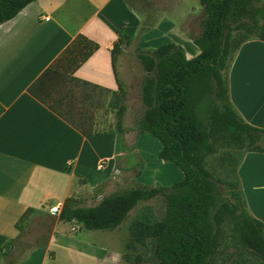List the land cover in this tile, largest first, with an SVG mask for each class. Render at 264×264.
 <instances>
[{
	"label": "crops",
	"instance_id": "0c3cea01",
	"mask_svg": "<svg viewBox=\"0 0 264 264\" xmlns=\"http://www.w3.org/2000/svg\"><path fill=\"white\" fill-rule=\"evenodd\" d=\"M140 24L128 0H33L0 24V264H75L73 243L84 230L75 222L57 220L63 200H79L91 193L99 200L109 194L103 191L104 183L135 166L137 158L142 168L134 178L136 184L165 186L182 180L178 170L181 176L166 183L146 181L144 175L153 171L149 164L160 174L162 170L175 174L158 159L160 145L152 135H137L128 144L123 136L132 127L123 128L132 129L123 135L96 131L102 125V108L117 90L109 50L122 34L141 49L173 43L185 59L199 53L194 37L187 35L186 18L179 22L162 15L142 32ZM78 37L97 47L73 69L70 58L62 54ZM79 49L78 45L73 49L78 57ZM50 66L62 76L47 81L53 86L46 98L55 111L27 92ZM115 73L117 77L116 65ZM226 85L239 117L264 130V42L248 40L239 46L226 71ZM104 94L108 98L102 101L96 96ZM78 129L90 134L84 136ZM147 139L149 147H141ZM235 175L246 210L264 224V153L242 154ZM97 188L101 190L95 194ZM28 209L32 212L25 224L37 212L52 210L55 218L50 220L46 243L25 249L24 230L20 234L15 223ZM124 223L100 233L113 235ZM71 224L76 225L75 231H70ZM4 244L10 245L4 248ZM94 245L101 258L104 247Z\"/></svg>",
	"mask_w": 264,
	"mask_h": 264
},
{
	"label": "trees",
	"instance_id": "16d2710c",
	"mask_svg": "<svg viewBox=\"0 0 264 264\" xmlns=\"http://www.w3.org/2000/svg\"><path fill=\"white\" fill-rule=\"evenodd\" d=\"M32 1L0 0V24L12 19ZM258 2L197 0L204 17L199 23V34L192 38L199 53L191 59H185L182 49L173 43L161 44L155 49L136 46L132 49L143 71L142 113L132 129L137 135L150 134L158 141V159L175 165L182 173V180L167 187L135 183L101 195L89 206L66 197L57 214L59 222H75L84 231H111L138 203L160 196L165 209L159 220L149 222L142 218L129 226L132 243L140 244L148 239L158 264H212L221 246L232 247L239 254L249 253L264 264V224L246 210L235 170L233 180L221 182L205 169L206 158L214 153L217 145L239 150L241 155L264 153V130L246 124L239 117L228 100L226 85V71L239 46L248 40L264 42V5ZM79 39L85 43L82 45ZM128 43L127 36L122 34L109 50L117 90L108 106L115 109L114 130L121 135L132 129L124 130L121 125L123 93L115 63L121 46ZM77 45L81 52L79 57L73 50ZM96 47L78 37L62 55L70 58L74 69ZM53 77L62 76L50 66L27 92L55 111L54 104L46 98L53 86L47 81ZM132 148L130 146L129 151ZM219 184L224 186L222 192ZM100 188L94 193L98 194ZM31 212L30 209L24 211L15 223L20 234ZM49 232L48 228L41 245L46 243ZM123 259L127 264L138 260L126 256Z\"/></svg>",
	"mask_w": 264,
	"mask_h": 264
},
{
	"label": "rangeland",
	"instance_id": "374dc122",
	"mask_svg": "<svg viewBox=\"0 0 264 264\" xmlns=\"http://www.w3.org/2000/svg\"><path fill=\"white\" fill-rule=\"evenodd\" d=\"M128 5L140 17L141 24L139 32L147 30L152 23L160 16L176 18L179 22H184L188 28L187 35L196 37L199 34V23L203 19L204 14L199 7L197 0H128ZM258 5H264V0H259ZM187 16V17H186ZM182 17V18H181ZM162 34H160L161 36ZM135 43L129 41L127 46H121V52L116 57L117 77L122 87L123 97L121 103L124 105V112L121 118L123 128L134 126L135 121L142 113L140 104V89L143 80V71L132 53ZM99 96L101 101L108 98V95ZM113 102L111 96L110 103ZM115 109L110 106L103 107L100 113V122L102 125L96 128L98 133L114 130L115 126ZM137 131L133 129L131 132L123 136L126 143H133ZM149 136V135H147ZM151 137V136H150ZM148 137V138H150ZM148 140H143L141 147L148 146ZM152 140V139H151ZM264 147V144L262 145ZM149 147V146H148ZM241 156V151L231 147L217 145L213 154L209 155L205 161V169L210 173L213 179L221 182L230 181L234 178V170ZM149 158V157H148ZM135 170L119 171L117 175H113L111 182L104 183V193H111L120 188L130 187L135 184L134 178L136 172H140L142 163L137 158ZM140 164V165H139ZM175 170L172 176L167 172L161 171V174L155 168L154 164H149L152 168V174L144 175L146 181H161L166 183L170 179L179 178L181 173L171 163L161 162ZM166 168V167H165ZM120 179L119 180H117ZM174 181L165 187L179 182ZM222 192L224 186L218 185ZM81 205L88 206L94 203L92 193L83 195L79 199ZM165 203L162 197L156 196L149 201L138 203L127 215L125 222L115 234L103 235L100 231H82L78 234L79 241L73 243L75 264H100L99 255L96 252L94 243L104 247V255L99 258L101 264H127L123 259L126 256L130 260L138 258L135 264H158L151 253V246L148 239H144L140 244L132 243L129 236V226L136 220L146 219L149 222L159 220L164 213ZM54 211L47 210L34 213L28 218L24 226L22 241L25 249L41 243L46 237V232L50 227V221L53 220ZM48 216V217H47ZM54 224V221H53ZM52 224V225H53ZM70 231L76 230V225L71 224ZM73 242V241H72ZM212 264H260L251 254L234 251L232 247H219L216 252Z\"/></svg>",
	"mask_w": 264,
	"mask_h": 264
},
{
	"label": "built area",
	"instance_id": "2783aa9c",
	"mask_svg": "<svg viewBox=\"0 0 264 264\" xmlns=\"http://www.w3.org/2000/svg\"><path fill=\"white\" fill-rule=\"evenodd\" d=\"M98 168H101V162L98 164Z\"/></svg>",
	"mask_w": 264,
	"mask_h": 264
}]
</instances>
